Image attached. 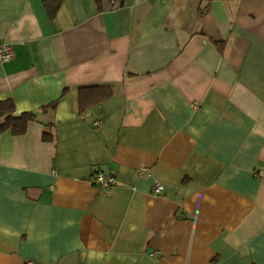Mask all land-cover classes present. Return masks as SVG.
<instances>
[{"label":"crops","instance_id":"crops-1","mask_svg":"<svg viewBox=\"0 0 264 264\" xmlns=\"http://www.w3.org/2000/svg\"><path fill=\"white\" fill-rule=\"evenodd\" d=\"M4 44L36 119L0 134V264H264V0H0Z\"/></svg>","mask_w":264,"mask_h":264},{"label":"trees","instance_id":"trees-1","mask_svg":"<svg viewBox=\"0 0 264 264\" xmlns=\"http://www.w3.org/2000/svg\"><path fill=\"white\" fill-rule=\"evenodd\" d=\"M62 0H42V3L50 17H53ZM85 89V88H82ZM53 107V105L51 106ZM85 108L81 106V113ZM36 115L32 112L15 114V108L11 101L0 102V134L10 131L13 135H20L25 132L29 122L35 121ZM45 139L47 136L45 135Z\"/></svg>","mask_w":264,"mask_h":264},{"label":"built area","instance_id":"built-area-1","mask_svg":"<svg viewBox=\"0 0 264 264\" xmlns=\"http://www.w3.org/2000/svg\"><path fill=\"white\" fill-rule=\"evenodd\" d=\"M14 57V50L13 47L10 44H4L0 45V63H5L10 61ZM99 121L95 123V125H99ZM94 172V179H93V184L97 186L101 190H106L111 187L117 186L118 182L115 179L114 175L112 172L109 173H104L102 172L97 166L93 168ZM146 171V170H142ZM142 174V172H140ZM253 176L255 178H260L264 177V167L257 169L254 171ZM163 190V187L156 183L153 186L152 192L154 194L160 193ZM151 256L153 258L157 257L156 253H152ZM27 264H34L33 262H28Z\"/></svg>","mask_w":264,"mask_h":264}]
</instances>
